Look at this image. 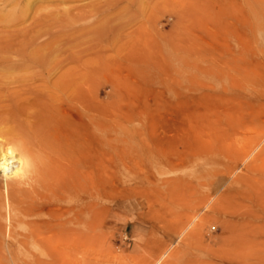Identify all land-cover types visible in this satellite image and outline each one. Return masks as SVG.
<instances>
[{
    "label": "rangeland",
    "instance_id": "rangeland-1",
    "mask_svg": "<svg viewBox=\"0 0 264 264\" xmlns=\"http://www.w3.org/2000/svg\"><path fill=\"white\" fill-rule=\"evenodd\" d=\"M0 49V64L50 82L62 67L95 92L84 264H264L259 220L239 216L264 209L240 194L264 182V0H0ZM2 215L0 264H15Z\"/></svg>",
    "mask_w": 264,
    "mask_h": 264
},
{
    "label": "bare ground",
    "instance_id": "bare-ground-1",
    "mask_svg": "<svg viewBox=\"0 0 264 264\" xmlns=\"http://www.w3.org/2000/svg\"><path fill=\"white\" fill-rule=\"evenodd\" d=\"M54 69L62 72L50 82L28 73V66L0 64V221L5 212L13 242L7 253L15 264H84L87 244L98 236L96 95L86 101L87 83L80 77L67 80L69 71ZM261 155L264 146L256 157ZM255 171L264 178V164ZM255 180L262 181L250 178L240 194L245 200L255 196L254 204L264 207V182L254 190ZM243 198L238 201L244 205ZM246 208L240 219L251 223L247 217L253 215L259 224L252 236L264 238V209Z\"/></svg>",
    "mask_w": 264,
    "mask_h": 264
}]
</instances>
